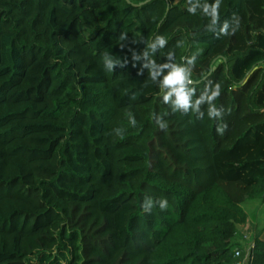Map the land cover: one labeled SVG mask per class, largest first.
I'll list each match as a JSON object with an SVG mask.
<instances>
[{
    "label": "trees",
    "instance_id": "obj_1",
    "mask_svg": "<svg viewBox=\"0 0 264 264\" xmlns=\"http://www.w3.org/2000/svg\"><path fill=\"white\" fill-rule=\"evenodd\" d=\"M213 5L0 0V264L234 263L240 203L264 198V0ZM156 35L157 63L198 53L196 95L219 82L221 120L163 102L133 59ZM247 263L264 264V223Z\"/></svg>",
    "mask_w": 264,
    "mask_h": 264
},
{
    "label": "clouds",
    "instance_id": "obj_2",
    "mask_svg": "<svg viewBox=\"0 0 264 264\" xmlns=\"http://www.w3.org/2000/svg\"><path fill=\"white\" fill-rule=\"evenodd\" d=\"M220 0H216V5H213V11L219 5ZM194 11V9H190ZM239 26V20L235 19L232 33L236 31ZM121 40L126 39V34H121ZM146 47L140 54L133 53V59L137 61H143L142 68L147 69L150 80L156 84L162 90V100L165 104H168L172 111L180 112L187 115L188 113H194L198 119H203L204 111L203 105H207V115L210 119L221 120L224 115V109L217 107L215 101L222 94V86L219 82L213 83L208 81L204 90L199 96L196 95V82L192 79V74L196 66L197 55L194 53L190 57L185 58L183 63L173 62L174 53L170 50L167 53V59L164 63H157L153 58L155 54L167 47L168 41L163 35H156L150 42H145ZM103 66L106 71L114 72L117 66L125 67L127 61L123 60L119 56H114L111 53L105 52L102 55ZM155 123L160 129H166L167 123L162 117L154 115ZM130 124L135 126L137 121L134 117H130ZM227 124H219L217 126V132L223 134L226 130ZM117 134H121L123 129L117 128L114 130ZM159 208L166 210L168 207V201L162 199L158 201ZM146 209L152 207L151 200H146L143 205Z\"/></svg>",
    "mask_w": 264,
    "mask_h": 264
},
{
    "label": "rangeland",
    "instance_id": "obj_3",
    "mask_svg": "<svg viewBox=\"0 0 264 264\" xmlns=\"http://www.w3.org/2000/svg\"><path fill=\"white\" fill-rule=\"evenodd\" d=\"M150 165L153 167H158L162 170L167 169V164L164 161L163 157L158 155V152L152 151L150 154ZM225 188H228L229 191L227 193L231 194V186L227 185ZM241 207L244 209L246 212L247 218L250 220H255V223L257 226L263 224L264 222V198L262 199L261 197H254V198H247L243 199L240 203ZM258 220H256V219Z\"/></svg>",
    "mask_w": 264,
    "mask_h": 264
},
{
    "label": "crops",
    "instance_id": "obj_4",
    "mask_svg": "<svg viewBox=\"0 0 264 264\" xmlns=\"http://www.w3.org/2000/svg\"><path fill=\"white\" fill-rule=\"evenodd\" d=\"M256 219V218H254ZM258 220V219H256ZM264 223V222H263ZM263 224L257 226L255 223V220H250L247 218V221L244 224H238V239L240 242V255L242 259V264H248L247 263V254L249 250V246L252 244V236L254 232ZM242 236H245L244 238ZM248 249V250H247Z\"/></svg>",
    "mask_w": 264,
    "mask_h": 264
},
{
    "label": "built area",
    "instance_id": "obj_5",
    "mask_svg": "<svg viewBox=\"0 0 264 264\" xmlns=\"http://www.w3.org/2000/svg\"><path fill=\"white\" fill-rule=\"evenodd\" d=\"M243 238L245 237V236H242ZM251 246V245H250ZM249 246V247H250ZM248 247V248H249ZM248 250V249H247ZM248 255V254H247ZM234 256H236V260L234 261V263L233 264H242V259H241V255H240V251L239 250H236V251H234Z\"/></svg>",
    "mask_w": 264,
    "mask_h": 264
},
{
    "label": "water",
    "instance_id": "obj_6",
    "mask_svg": "<svg viewBox=\"0 0 264 264\" xmlns=\"http://www.w3.org/2000/svg\"><path fill=\"white\" fill-rule=\"evenodd\" d=\"M127 1V0H126ZM136 4H140V2H138V3H136ZM215 64H216V62H215Z\"/></svg>",
    "mask_w": 264,
    "mask_h": 264
}]
</instances>
